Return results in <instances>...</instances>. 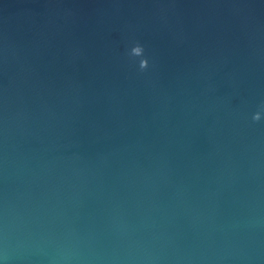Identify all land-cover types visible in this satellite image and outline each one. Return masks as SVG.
I'll return each instance as SVG.
<instances>
[{
	"label": "water",
	"instance_id": "water-1",
	"mask_svg": "<svg viewBox=\"0 0 264 264\" xmlns=\"http://www.w3.org/2000/svg\"><path fill=\"white\" fill-rule=\"evenodd\" d=\"M258 112L264 0H0V264H264Z\"/></svg>",
	"mask_w": 264,
	"mask_h": 264
},
{
	"label": "clouds",
	"instance_id": "clouds-1",
	"mask_svg": "<svg viewBox=\"0 0 264 264\" xmlns=\"http://www.w3.org/2000/svg\"><path fill=\"white\" fill-rule=\"evenodd\" d=\"M144 55V48L140 45H137L135 47L132 48L131 50V56L133 57H142ZM149 67V64H148V60L147 59H142L140 61V68L142 70H146L147 68ZM264 118L262 117L261 113H256L254 116H253V120L255 122H259L261 121V119Z\"/></svg>",
	"mask_w": 264,
	"mask_h": 264
}]
</instances>
